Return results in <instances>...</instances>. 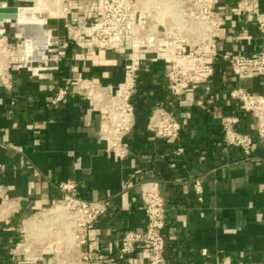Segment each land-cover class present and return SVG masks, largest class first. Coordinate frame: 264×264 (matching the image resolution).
<instances>
[{
    "label": "crops",
    "instance_id": "0c3cea01",
    "mask_svg": "<svg viewBox=\"0 0 264 264\" xmlns=\"http://www.w3.org/2000/svg\"><path fill=\"white\" fill-rule=\"evenodd\" d=\"M210 1L224 19L220 52L259 54L264 45L256 23L264 0H253L254 10L239 14L234 9L240 0ZM55 33L70 44L53 68L43 76L12 69V87L0 85V195L21 198V211L0 224V264H30L14 252L21 221L58 199L57 184L66 179L76 180L86 198H109V211L93 228V245L109 257L118 258L126 230L145 227L140 193L154 190L166 203L167 264H264V138L257 135L254 115L229 96L237 86L264 93V75L236 76L216 57L213 77L175 98L166 62L151 63L137 75L136 124L125 139L129 153L120 160L106 151L97 129L101 114L82 95L72 91L60 102L54 96L65 79L78 75L116 87L129 48L98 49L88 25H61ZM156 106L182 121L177 141L168 143L149 130ZM225 114L237 115L236 127L253 138V158L224 142ZM179 147L183 151L176 154ZM196 178L202 180L201 199ZM34 264L50 261L38 258ZM123 264H147V258L137 248Z\"/></svg>",
    "mask_w": 264,
    "mask_h": 264
},
{
    "label": "built area",
    "instance_id": "2783aa9c",
    "mask_svg": "<svg viewBox=\"0 0 264 264\" xmlns=\"http://www.w3.org/2000/svg\"><path fill=\"white\" fill-rule=\"evenodd\" d=\"M39 3L47 14L43 27L49 31L44 56L39 57L33 46L15 26L17 17L0 20V85L11 88V70L25 69L33 76L53 68L65 55L70 41L55 33L62 25H88L89 40L98 49L106 50L123 45L129 55L123 63V79L116 87L81 75L65 79L58 88L54 101L60 102L74 91L82 95L91 110L100 115L99 135L105 149L112 156L124 159L129 148L126 137L133 130L137 89V75L149 70L151 63L166 62V78L170 94L179 98L191 85H200L214 75V58L220 57L236 76L264 75V48L257 55L224 51L218 48L217 35L224 19L210 0H0V7L16 6L17 11L26 2ZM253 0H240L235 13L253 11ZM257 29L264 45V13L260 14ZM238 107L255 117L258 137L264 138V93L237 86L229 91ZM234 114L222 116L223 140L240 148L247 158L254 157V140L237 127ZM148 128L156 136L171 143L182 132V121L162 106L153 108ZM183 148L175 150L180 154ZM193 186L201 199L202 180L196 178ZM61 196L21 221V239L14 252L23 255L30 264L49 258L50 264H123L141 248L147 264H167L166 203L158 191L144 190L140 201L145 213L142 230H126L118 247V258L104 254L93 243L98 236L94 226L110 209L109 198H86L74 179L57 184ZM21 211V198L0 195V224L8 223ZM232 264H244L233 262Z\"/></svg>",
    "mask_w": 264,
    "mask_h": 264
},
{
    "label": "bare ground",
    "instance_id": "6f19581e",
    "mask_svg": "<svg viewBox=\"0 0 264 264\" xmlns=\"http://www.w3.org/2000/svg\"><path fill=\"white\" fill-rule=\"evenodd\" d=\"M39 8V6L37 5ZM39 11H29L28 13H18L15 26L18 28V33L25 37L28 45L33 46L39 57L44 56L49 31L42 25L44 18L40 16Z\"/></svg>",
    "mask_w": 264,
    "mask_h": 264
},
{
    "label": "water",
    "instance_id": "95a60500",
    "mask_svg": "<svg viewBox=\"0 0 264 264\" xmlns=\"http://www.w3.org/2000/svg\"><path fill=\"white\" fill-rule=\"evenodd\" d=\"M17 17V7H0V20L4 18H15Z\"/></svg>",
    "mask_w": 264,
    "mask_h": 264
},
{
    "label": "rangeland",
    "instance_id": "374dc122",
    "mask_svg": "<svg viewBox=\"0 0 264 264\" xmlns=\"http://www.w3.org/2000/svg\"><path fill=\"white\" fill-rule=\"evenodd\" d=\"M33 4L34 3L32 1H29V2H26L25 5L32 6V7L20 6L19 8H24L25 12L33 11L35 9V11H40L41 10L42 14H44V15L47 14V11H44L43 8L42 9L40 8L39 3L37 4L39 6V8L37 7V5L33 6ZM17 17H18V14H17Z\"/></svg>",
    "mask_w": 264,
    "mask_h": 264
}]
</instances>
